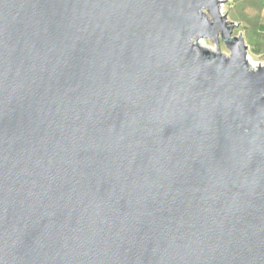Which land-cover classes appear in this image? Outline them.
<instances>
[{
	"label": "water",
	"instance_id": "obj_1",
	"mask_svg": "<svg viewBox=\"0 0 264 264\" xmlns=\"http://www.w3.org/2000/svg\"><path fill=\"white\" fill-rule=\"evenodd\" d=\"M224 3L0 0V264H264V65Z\"/></svg>",
	"mask_w": 264,
	"mask_h": 264
},
{
	"label": "rangeland",
	"instance_id": "obj_2",
	"mask_svg": "<svg viewBox=\"0 0 264 264\" xmlns=\"http://www.w3.org/2000/svg\"><path fill=\"white\" fill-rule=\"evenodd\" d=\"M221 7V13L227 15V21L237 19L238 21L245 16L250 18V24L244 28L243 23L233 31V36L241 35L244 44L247 47V57L253 66L264 65V35L257 33L256 24L259 20L264 22V0L248 2L246 0H224ZM233 22V21H232ZM238 23L237 21H235ZM240 30V31H239ZM239 31V32H238ZM200 44L214 50L215 46L208 40H201ZM220 48L223 53H227L222 43Z\"/></svg>",
	"mask_w": 264,
	"mask_h": 264
},
{
	"label": "crops",
	"instance_id": "obj_3",
	"mask_svg": "<svg viewBox=\"0 0 264 264\" xmlns=\"http://www.w3.org/2000/svg\"><path fill=\"white\" fill-rule=\"evenodd\" d=\"M246 1H248V2H254V0H246ZM257 1H261V0H257ZM238 19H241V20L238 21L237 19H235V20H230V21H231V23L237 24L238 27H240L241 26V23H243V27L244 28L248 27V25L250 24V21H251L250 18H248V16H245L243 18H239L238 17ZM235 21H237L238 23H236ZM255 28L257 29V33L258 34H260V35L263 34L264 35V22H262L261 20H259L258 23L256 24V27Z\"/></svg>",
	"mask_w": 264,
	"mask_h": 264
}]
</instances>
